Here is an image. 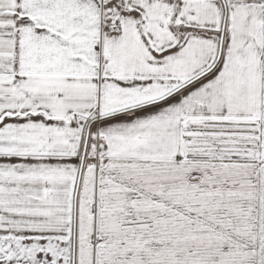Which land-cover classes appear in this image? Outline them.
Returning a JSON list of instances; mask_svg holds the SVG:
<instances>
[{
    "label": "snow or ice",
    "instance_id": "obj_1",
    "mask_svg": "<svg viewBox=\"0 0 264 264\" xmlns=\"http://www.w3.org/2000/svg\"><path fill=\"white\" fill-rule=\"evenodd\" d=\"M0 264H264V0H0Z\"/></svg>",
    "mask_w": 264,
    "mask_h": 264
}]
</instances>
